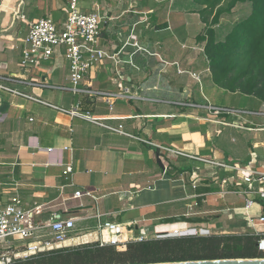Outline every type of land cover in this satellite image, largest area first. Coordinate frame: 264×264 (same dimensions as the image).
<instances>
[{
  "label": "crops",
  "instance_id": "1",
  "mask_svg": "<svg viewBox=\"0 0 264 264\" xmlns=\"http://www.w3.org/2000/svg\"><path fill=\"white\" fill-rule=\"evenodd\" d=\"M85 1V11L97 5L101 46L115 57L85 75L81 85L92 93L74 95L56 88L69 78L61 52L37 67L20 65L29 24L50 15L61 26L66 0H0V84L33 97L0 90V199L17 195L25 209L41 206L42 219L77 217L75 231L96 213L116 224L133 222L135 232L150 237L177 227L157 226L161 218L186 213L225 231H245L239 174L190 155L236 166L252 162L264 171V102L245 95L249 108L213 109H223L213 95L225 89L213 82L204 49L177 46V32L191 47L201 33L194 0ZM195 24L199 31L189 34ZM200 55L206 66L191 71ZM186 71L203 82L199 95ZM44 102L65 109L78 102L97 122ZM76 190L96 199L74 198ZM252 214L261 215V208L255 205Z\"/></svg>",
  "mask_w": 264,
  "mask_h": 264
},
{
  "label": "built area",
  "instance_id": "2",
  "mask_svg": "<svg viewBox=\"0 0 264 264\" xmlns=\"http://www.w3.org/2000/svg\"><path fill=\"white\" fill-rule=\"evenodd\" d=\"M82 1L66 0L61 26H58L50 15L40 17L31 22L21 47L20 65L24 68L37 67L61 52L68 65L69 78L68 85L56 88L68 90L74 95L92 93V91L81 85L85 75L100 61L104 59L113 60L115 57L114 54L107 52L101 46L103 17L97 5L94 4L89 11H85L81 6ZM0 77L4 76L0 75ZM0 90L26 98H33L1 84ZM46 104L69 114L71 117L79 116L97 122L88 114L81 113L78 102L69 109L59 108L50 103ZM213 109H216V112L226 110L224 108ZM34 147L39 149L38 145H34ZM164 149L177 154H184L169 148ZM51 150L52 148H48V151ZM190 157L200 159L212 167L228 168L239 174L240 184L243 186L241 194L244 195L241 213L244 221L242 225L245 228L243 232L250 231L259 236L258 249L264 251V230L258 229V226L264 225V171L252 168V162L245 166H236L228 165L212 158H199L195 155H190ZM70 171L71 168L67 167L63 173L67 174ZM226 180L228 185L235 186V179L227 178ZM82 196L96 199L91 191L82 192L76 190L73 194L74 198ZM255 205H258L262 210V214L259 216L252 214V209ZM41 212V206L25 209L17 195L0 199V264L10 262L13 258L26 257L41 251L93 241H99L101 244H114L118 250H123L129 240L140 241L150 237L143 232L135 233L133 229L135 223L133 222L128 225L116 224L111 221L102 222V215L96 213L94 217L97 220V228L95 229V232L98 233L97 238L92 241L81 240L73 242V239L81 238L91 231L73 235L77 217H59L56 214H52L50 217L42 219L39 217ZM184 216L191 217L188 213L184 214ZM240 222L239 218H237L235 226H239ZM174 225L177 227L165 232H158L151 237L159 235H207L210 230L208 226H190L188 223ZM217 227L218 225L214 228ZM105 235H107V240ZM12 237L20 241V246L18 245L17 248H14L15 245L10 243L9 239ZM69 241L72 242L69 243ZM20 247V250H16Z\"/></svg>",
  "mask_w": 264,
  "mask_h": 264
},
{
  "label": "trees",
  "instance_id": "3",
  "mask_svg": "<svg viewBox=\"0 0 264 264\" xmlns=\"http://www.w3.org/2000/svg\"><path fill=\"white\" fill-rule=\"evenodd\" d=\"M221 0H194L201 13L212 14ZM250 3L249 14L232 24L223 38L214 25L221 14L237 3ZM203 17V16H202ZM203 20H207L203 17ZM213 82L229 92L253 96L264 102V0H230L227 9L214 11L209 26L198 34ZM205 223L190 226L207 227ZM212 227V226H211ZM138 233V232H136ZM259 236L246 232H216L207 235H159L126 242L125 249L99 241L64 246L13 258L2 264H149L203 259L264 258Z\"/></svg>",
  "mask_w": 264,
  "mask_h": 264
},
{
  "label": "rangeland",
  "instance_id": "4",
  "mask_svg": "<svg viewBox=\"0 0 264 264\" xmlns=\"http://www.w3.org/2000/svg\"><path fill=\"white\" fill-rule=\"evenodd\" d=\"M229 2H230V0H221L214 7L213 10L215 11L217 9H227L228 6H229ZM85 3H87L85 0H83L81 2V6L83 7V9L84 8L86 9ZM195 6H196V8L198 6L197 11H196L198 13V16L196 15V21L198 20L200 22V24H201V30L200 31H201V33H203L206 30V28L209 26V24H210V22L212 20V16H213L214 11H213L212 14L201 13L200 9L203 8V6H199L196 2H195ZM250 7L251 6H250L249 2L237 3L233 7H230V11L229 12L226 11L223 14H221L219 23L214 25V28H215V31L217 33L218 38H223L225 36V34L229 31V29H230V27L232 26L233 23H235L236 21L246 17L249 14V12H250ZM64 11H65V9H64ZM202 16L207 20L206 22L203 20ZM194 31H195V33L197 31H199V30H196V24L190 26V33L189 34H192ZM177 34H178V38H179L178 44H177L179 50L181 48H185L184 49L185 52H190V50H195L198 53L200 52V54L203 53L205 42H198V40H197V36L198 35L196 36L195 44L192 46V47H194V49H192L191 45H189V44H184V46H183L182 45V43H183L182 42V38L183 37L181 36L180 32H177ZM186 43H189V40H187ZM175 45H176V41H175ZM199 45H201L202 50L199 47ZM186 49L188 51H186ZM196 56H197V54L194 57L196 58ZM180 57H183V55H181ZM204 58L202 57V55L197 57V62L192 67L191 71H193V70L197 71L196 68H198V67H200L202 65L206 66V62H205ZM179 76H180V74H179ZM193 76H192L191 72H187V71L184 74V77H186V78H188L190 80V82H191L190 86L199 95V93H200L199 88H200L201 85H203V82L201 84V81H198V79H199V75L198 74L193 73ZM193 78H195L196 80H194ZM215 90H217V89H215ZM213 98H214L213 99V103L215 105H219L220 108L227 107V106L228 107H232V106L233 107H247V108L250 107L247 103H245L246 101H248V99H245V98H249V97H246L245 95H243L241 93L233 95L232 93H230L227 90H223V91L219 90V91H217V93H215L213 95ZM240 99L243 100V103L240 102ZM259 120L264 122V119H262V118H259ZM101 221L104 222V217L102 218ZM208 222H209L208 223V227L210 228L209 233H216V232L228 230L227 226H225V227L221 226V228L220 227H217V228L211 227V225H209V224L213 223V220H211V219L208 220ZM157 226H165V225H161L160 222H159V224ZM167 226H170V225H167ZM77 228L78 229L75 232H73V235L83 234V233L88 232L90 230L96 229L97 228V220L96 219H92V220L79 222ZM227 232H232V231H227ZM238 232H243V231L242 230H238ZM209 233H207V234H209ZM9 240H10V243H12V245H15L14 248L15 247L17 248L18 245L20 246V241L17 238L12 237ZM20 249H21V247L16 249V250H20Z\"/></svg>",
  "mask_w": 264,
  "mask_h": 264
},
{
  "label": "water",
  "instance_id": "5",
  "mask_svg": "<svg viewBox=\"0 0 264 264\" xmlns=\"http://www.w3.org/2000/svg\"><path fill=\"white\" fill-rule=\"evenodd\" d=\"M27 70V68H24ZM42 81H45L43 75ZM157 162L161 168L163 165L160 161L159 154H157ZM204 219L197 217H186L184 215L163 217L160 219L161 225H174L178 223L188 224H200L203 223ZM135 231L140 230L137 225L133 226ZM136 233V232H135ZM144 233V231H143ZM149 233L147 232V235ZM149 264H264V258H224V259H203V260H188V261H176V262H160V263H149Z\"/></svg>",
  "mask_w": 264,
  "mask_h": 264
},
{
  "label": "bare ground",
  "instance_id": "6",
  "mask_svg": "<svg viewBox=\"0 0 264 264\" xmlns=\"http://www.w3.org/2000/svg\"><path fill=\"white\" fill-rule=\"evenodd\" d=\"M97 232L95 231H91L90 233H88L87 235L81 237V238H75L73 239V242H77V241H92V240H95L97 238ZM106 237V240H107V235H105ZM72 242V241H69V243Z\"/></svg>",
  "mask_w": 264,
  "mask_h": 264
}]
</instances>
